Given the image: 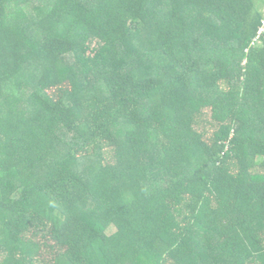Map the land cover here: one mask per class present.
Segmentation results:
<instances>
[{
  "label": "trees",
  "instance_id": "16d2710c",
  "mask_svg": "<svg viewBox=\"0 0 264 264\" xmlns=\"http://www.w3.org/2000/svg\"><path fill=\"white\" fill-rule=\"evenodd\" d=\"M0 264H264V0H0Z\"/></svg>",
  "mask_w": 264,
  "mask_h": 264
}]
</instances>
